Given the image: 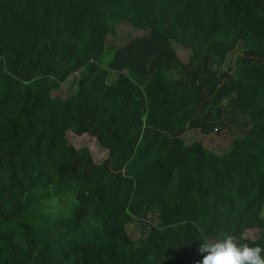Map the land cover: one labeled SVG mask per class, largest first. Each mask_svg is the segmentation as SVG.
<instances>
[{
    "label": "trees",
    "instance_id": "trees-1",
    "mask_svg": "<svg viewBox=\"0 0 264 264\" xmlns=\"http://www.w3.org/2000/svg\"><path fill=\"white\" fill-rule=\"evenodd\" d=\"M225 236L264 247V0H0V264H198Z\"/></svg>",
    "mask_w": 264,
    "mask_h": 264
},
{
    "label": "rangeland",
    "instance_id": "rangeland-1",
    "mask_svg": "<svg viewBox=\"0 0 264 264\" xmlns=\"http://www.w3.org/2000/svg\"><path fill=\"white\" fill-rule=\"evenodd\" d=\"M136 35L137 34L132 27L125 25L120 27L114 36L109 37L108 44L111 46H121L132 41ZM75 79L76 77L71 78L54 94L61 97L72 95L76 89L77 81H75ZM70 136L73 137L72 133H70ZM186 136L187 143L190 145L195 142H202L206 147L214 149L219 153H224L231 147L233 139L236 137V133L233 131H226L220 135L214 133L205 135L199 131L190 130L186 133ZM77 137L73 138L75 145L79 147H87L91 151L96 162L100 163L108 158L109 152L101 147L96 139L85 136H81L80 138ZM131 230L141 232V228L138 224L131 225Z\"/></svg>",
    "mask_w": 264,
    "mask_h": 264
},
{
    "label": "clouds",
    "instance_id": "clouds-1",
    "mask_svg": "<svg viewBox=\"0 0 264 264\" xmlns=\"http://www.w3.org/2000/svg\"><path fill=\"white\" fill-rule=\"evenodd\" d=\"M198 253L205 254L198 264H264V247L238 244L232 236L200 244Z\"/></svg>",
    "mask_w": 264,
    "mask_h": 264
}]
</instances>
